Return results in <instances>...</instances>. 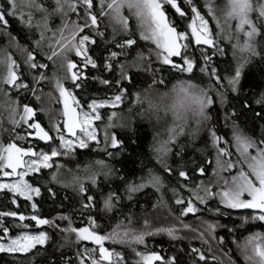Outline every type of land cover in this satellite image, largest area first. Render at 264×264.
Wrapping results in <instances>:
<instances>
[{
    "label": "snow or ice",
    "instance_id": "1",
    "mask_svg": "<svg viewBox=\"0 0 264 264\" xmlns=\"http://www.w3.org/2000/svg\"><path fill=\"white\" fill-rule=\"evenodd\" d=\"M189 4L190 17L177 0H99V12L96 10V0H55V7L51 9L41 0H6V3L0 0V25L10 28L8 17L17 19L32 36L38 49L43 48L46 32L51 31L49 23L53 15L60 14L64 18L68 13L76 14V20L69 22L72 26L71 31H69V23H62L58 29L60 39L57 40L54 35L48 43V51L44 53L45 59L50 61L55 69L52 77L47 75L49 65L43 61L38 62L36 54L32 51H27V65L39 73L38 76L33 74V84L25 83L21 79V73L17 70L18 65L11 55L5 53L0 56V65L6 69V74L0 77V83L6 89H23L35 95V85L41 81L55 80L60 97L63 98L65 118L63 129L57 126V137L53 138L39 123H29L34 114L32 107L24 105L23 113H16L20 116L21 124H27L28 128L35 130L39 140L48 143V149L38 152L34 147L25 148L18 146L15 142L0 144V173L9 181L0 182V190L6 189L11 194V203L19 208L18 198H23L27 204L33 201V194L41 196V188L38 184L29 182L26 177L31 173L33 180H38L42 177L44 169L54 166L57 169L63 167L55 164L54 158L71 156L77 149L103 153L100 158L83 167L84 176L72 173L63 180H59L57 174H51L53 182L59 183L64 189H71L79 197L80 208L77 211L81 215H88L89 226L87 227H74L70 216L59 217L61 220L68 221L67 226H59V230L65 234V243L71 242V237L74 235L77 244L76 260L70 257L65 264H127L125 256L116 251H109L104 246L105 240L131 247L138 258L135 264H155L157 261H162V264H179L176 256L162 257L155 252L140 251L136 247L145 244L146 237L152 235L167 234L172 240L178 239L176 235L178 229L174 227H159L154 231H136L131 226V217H126L127 224L123 221L118 222L106 236L93 230L97 227L91 215L93 211L109 216L116 211L117 206L122 204L125 198L132 201L136 194L148 187L161 193L162 198V190L166 186L165 178L151 169L146 176L140 177L139 182H130L125 176L119 175L110 163L119 155L118 152L110 149H122L124 141L109 130L117 127L125 131L130 130L133 122L132 108H129L128 116L122 113L117 114L115 111L108 114L107 123L104 125V147H100L101 141L95 121H103L104 114L99 110L106 107L115 109L120 106L123 96L127 93L123 81L133 83V70L136 74L144 72L151 75L152 81L148 89L153 91L156 90V85L167 87L169 83V80L163 76L157 79L158 73L168 71L189 74L185 79L177 78L170 91L160 94V104L154 102L148 89L145 90L143 98L140 93H135L136 104L141 106L147 104V108L141 107L139 115L142 117L147 112L160 122L161 111L165 113V116L169 112L172 114V123L157 133L158 140L154 151L157 163L163 166L164 172L168 176L178 174L180 177L178 186L171 188L174 203L180 206L178 209L180 217L199 211L195 202L207 205L210 199H218L219 206L214 210L210 209L217 216H231L239 210H251L248 215L239 216L242 221L241 226L247 225L250 220L264 224V137L257 141L246 135L239 125L242 118L247 119L248 113L264 121V92L254 98L255 104L260 106L259 110L253 107V101L247 97L239 108L227 106L230 93L240 95L245 69L253 62V58L259 56L264 61V49L258 51L260 41L264 40V0H223L219 4L216 0H206L207 16L215 21V29L210 28L211 21L206 19L197 6L191 4V0ZM169 7L184 20L187 24L186 29L178 27L174 17H170ZM104 20L108 21V25L105 31H101L100 25ZM132 21L135 22V27ZM109 26L112 29L111 38L107 35ZM34 32L39 33V39H35ZM137 32L140 40L146 42L148 51L147 54L144 51L136 52L133 57L132 53L140 47L135 39ZM96 37H100L106 45L104 68L109 72L119 69L118 74L121 79H103L101 83L104 85L111 86L113 83L119 85L117 94L108 101L87 102L86 107L90 111H85V102L79 101L74 92L83 90L85 85L82 81L88 79V76L80 69H86L89 65L92 68L99 67L91 56L94 49L89 47V45H97ZM12 39L18 38L13 36ZM218 41L231 44L236 64L234 70L226 77L220 76L212 61L214 55L223 54L225 51ZM152 45L154 48L151 47ZM201 46H206L213 51L209 54ZM197 50L201 52L203 61L200 72L206 74L210 81H214L215 95L212 94L213 87L203 86L202 83L194 80V68L200 64V61L194 58ZM73 53L75 57L81 59L73 60L71 58ZM121 57L124 59L121 60ZM41 69L44 71L41 72ZM61 71L65 72L63 77L59 75ZM69 76L73 91H69L63 83ZM165 98H172L173 102L165 106L163 104ZM217 102L223 107L225 125L227 126L229 122L232 124V140L226 141L228 148L218 146L221 137L215 128L211 130L213 147L217 151L216 168L212 170V175L216 179L208 183L201 180L200 183L195 184L186 166L181 164L184 161V148L181 147L174 153L179 160H174L173 164L181 166L173 167L167 162V157L173 152L174 146L180 145L181 137L194 140L202 130L208 127V122L212 120L211 110ZM65 131L71 139L65 138L63 135ZM27 135L32 136V133L28 132ZM56 140L59 144L53 147ZM232 146L235 147V153L231 151ZM233 155L236 157L235 160L232 159ZM225 156L228 157L227 161L223 159ZM208 163L211 165L212 162L209 160ZM192 173L203 177L207 175V169L198 165L192 169ZM117 175L123 181V195L119 186L108 187L100 191V199L97 200L96 194L87 185L99 188L102 182L111 181L113 176ZM186 182H192L194 186ZM47 190L50 197L55 200L57 191L51 186H48ZM185 194L188 195L187 200L184 199ZM31 208L35 213L37 204L32 202ZM4 217L20 221L17 227H31L29 224L22 223L28 217L18 211L0 210V218ZM30 219L35 221L36 226L53 223L35 214L31 215ZM144 224L147 228L148 221ZM207 227L214 232L217 224L208 223ZM228 230L233 231L232 228ZM10 231L7 224L0 219V253L27 256L34 249L38 250V246L44 248L49 240V235L44 231L35 235L20 233L14 237L10 235ZM85 241L99 247L98 257L96 248L81 249L79 247L81 242ZM249 248H251L250 254ZM187 254L193 257L194 264H201V262L207 264V257L201 250L192 247ZM241 254L245 264H264V233L257 232L248 236L241 247Z\"/></svg>",
    "mask_w": 264,
    "mask_h": 264
},
{
    "label": "trees",
    "instance_id": "2",
    "mask_svg": "<svg viewBox=\"0 0 264 264\" xmlns=\"http://www.w3.org/2000/svg\"><path fill=\"white\" fill-rule=\"evenodd\" d=\"M6 3V0H2ZM41 2L51 8L55 7V0H41ZM223 0H216V3H222ZM97 3V0H96ZM177 3L181 5L182 9L186 10L191 16V7L189 0H177ZM191 4L197 6L202 14L206 16V19L211 21L210 28L215 29V21L210 16H207L206 0H191ZM98 7V6H97ZM97 12L98 9H96ZM170 17H174L178 27L186 29L187 24L184 20L175 14L174 10L168 8ZM10 28H4L0 25V56L7 53L11 55L18 65V71L21 73V79L28 84H33V74L37 76L36 70L30 69L27 65V51H32L37 56V60L43 61L49 65L47 75L52 77L53 71L50 61H47L44 57V53L48 51V43L52 40L53 36L58 40L60 39V29L62 23H69L76 20L75 13H68L67 17L62 18L60 14H55L50 18L49 26L51 31L46 32V39L43 42V48L38 49L35 46L32 36L28 31L22 27L17 19L8 17ZM133 27L135 22L132 21ZM108 21L104 20L100 25V30L105 31ZM71 24L69 23V31L71 30ZM112 29L107 27V35L111 38ZM189 33V32H188ZM35 39H39V33L34 32ZM15 36L18 39H12ZM97 45L89 47L94 50L91 52V56L96 60L99 67L92 68L88 66L86 69L81 68L80 71L88 76L86 81H82L85 85L83 90H77L74 92L77 99L81 102H87L92 100H109L115 94H117V88L119 85L113 83L111 86L104 85L101 81L105 78L109 80L121 79L118 72L119 69L113 72H109L104 68L105 56L104 51L106 45L100 38L96 37ZM135 39L139 42L140 47H137L132 53L135 57L136 52L144 51L147 54L148 46L145 41L140 40L139 33L135 35ZM220 47L224 49V53H217L212 57L214 65L217 67L221 77H226L231 73L236 64L233 58V51L231 44L226 41H218ZM151 47L154 48V45ZM193 47H196L193 45ZM211 54L212 49H207L205 46H201ZM264 49V40L260 41L258 51ZM191 55V49L190 53ZM73 60H78L77 57H71ZM195 59L200 61L199 66L194 68L195 77L194 80L197 83H202L203 86L213 87V95H215L214 81H210L206 74L200 72V67L203 66L201 59V52L197 50L195 52ZM121 60L124 58L121 57ZM155 60V57L153 56ZM41 72L44 70L41 69ZM6 74V69L0 65V77ZM163 76L168 79L169 83L167 87L164 85H156V90L148 89V85L152 81V77L149 74L140 72L136 74L133 70V83L129 84L127 80L123 81L127 93L124 95V101L121 106L111 109L104 108L101 113L104 114V120L95 122L98 126V137L101 141L100 147H104V125L107 123V116L111 112L115 111L117 114L129 115V108H132L131 113L133 122L130 130H123L119 127L110 129V132L117 134L118 138L124 141L122 149H110L111 151L118 152L119 155L110 161L113 167L117 170L119 175H123L128 181L139 182L140 177L146 176L148 170L162 175L165 178V188L163 191V197L161 193L156 192L151 187L145 188L143 192L136 194L132 201L124 199L122 204L117 206L114 213L105 216L103 213L93 211L91 213L93 219L96 221L97 227L95 231L100 235H108L111 233L113 227L120 221L127 224L126 217H131L132 228L136 231H145L148 227L151 230H155L159 227H174L180 231L176 233L179 237L176 240H172L167 234H158L146 237L145 246L148 251L156 252L162 257L171 258L176 256L179 264H194L193 257L188 255L190 249L195 247L203 252L207 257V264H245L243 255L241 254V247L244 245L248 236L253 233H264V224L256 221L250 222L247 225H242L238 216L246 214L247 210H239L234 212L231 216H217L215 213L206 212L207 207L216 208L219 206L218 199H210L207 205L199 204L195 202L198 208L201 210L196 214H188L187 216L180 217L179 207L174 203L173 193L171 188L177 187L180 182V177L168 176L163 170V166L157 163L156 153L154 148L157 146V133L161 132L165 127L171 124L170 115L165 116V113H160L162 119L157 122L155 116H150L145 112L143 117L139 115L141 107L147 108V105L143 106L135 103V93H140L143 98L145 90L148 89L152 99L155 103L160 104V94L165 91H170L172 85L176 83L177 78L185 79L189 74H180L177 72L169 73L165 71L157 74V79ZM52 81H41L35 85V95L31 91H25L23 89H6L5 86L0 83V144H7L15 142L19 146L25 147L27 145V132L26 127H20L21 124L12 115V111L18 108H23L24 105H28L34 109L33 120L41 125V127L48 131L53 137L54 124L48 117V107L50 106V97L54 96L55 91L52 89ZM226 83V81H225ZM66 86L67 83H66ZM73 91L72 85L67 87ZM261 92H264V61L259 56L253 58V62L245 69V75L241 81V93L239 96L235 94H229V103L227 106H235L239 108L244 101L245 97L253 101V107L259 110L258 105L255 104L254 98L258 97ZM39 97V99L37 98ZM167 103V98L163 100V103ZM212 120L208 122V127L202 130L194 140H186L184 137L180 138V145L173 147V152L167 157V162L173 167H179L181 165L173 164L174 160H179V157L174 153L180 148H184V161L182 165L186 166L189 174L193 177L195 184L200 183L203 180L205 183L212 179V170L214 168L215 155H217L216 148L213 147L212 137L210 135L213 128L216 129L218 135L221 137L220 144L224 148H228L229 145L226 141L232 140V124L229 122L227 126L224 121L223 107L217 102L214 108L211 110ZM241 130L256 139L257 141L264 137V121L256 119L251 113H248L247 119L242 118L239 121ZM18 134V135H17ZM19 137V138H18ZM223 141V142H221ZM38 148H42L37 144ZM231 151L235 153V147L232 146ZM103 153L92 152L88 149H77L71 157H56L54 158L55 164L62 165L63 167L57 169L55 166L50 169H44L43 175L38 180H33V174L28 175L26 180L33 184H38L41 188V196L33 199L32 202L37 204V210L34 213L30 209L29 202L26 204L24 200L18 199L20 205L19 208L11 203V195L8 192L0 191V210L8 211L14 210L24 214L28 217L23 224L30 223L31 215H38L40 218L48 219L52 221V224L44 225L42 229L49 235V240L44 248L38 246V250L34 249L27 256L10 255L8 253H0V264H65V262L71 257L76 260L77 244L75 243V236L71 237V242L65 243V234L59 230V226H67L68 221L61 220V216L72 217L74 227H83L88 224V215H81L77 209L80 208L78 203L79 197L76 196L71 189H64L59 183L52 181V173L57 174L59 180H63L66 176H70L72 173H78L80 176H84L82 171L83 167L89 162L100 158ZM227 157V156H225ZM108 159L107 157H104ZM236 157L233 155L232 159ZM211 161L209 165L208 161ZM202 165L207 169V175L199 177L193 175L192 169ZM102 179V178H101ZM190 186H194L192 182ZM48 186H51L57 191V197L53 200L48 192ZM92 192L96 194L97 200L100 199V191L106 190L108 187H120L121 195H123V181L119 179V176H113L111 181H104L99 188H92L87 185ZM188 195H184L186 200ZM10 228V235L15 236L23 233L28 228L17 227L21 222L13 220L10 217L0 218ZM148 221V227L145 228L144 222ZM216 223L217 227L214 232H211L207 224ZM223 225V226H222ZM229 228L233 231L229 232ZM31 230V229H30ZM105 244L113 245L114 248L121 249V253L127 259V264L132 263V259L135 257L132 255V248L122 246L120 243H113L111 240H105ZM144 244H141V246ZM120 246V247H116ZM83 249V243L79 245ZM136 247H140L137 245ZM149 247V248H148ZM63 253V255H62ZM214 259V260H211ZM205 264V262H201Z\"/></svg>",
    "mask_w": 264,
    "mask_h": 264
},
{
    "label": "rangeland",
    "instance_id": "3",
    "mask_svg": "<svg viewBox=\"0 0 264 264\" xmlns=\"http://www.w3.org/2000/svg\"><path fill=\"white\" fill-rule=\"evenodd\" d=\"M97 9H98V11H99V0H97ZM216 25V24H215ZM71 31V30H70ZM189 35L191 34L190 33V30H189V33H188ZM206 47V46H205ZM72 57H75V55H74V53L72 54ZM77 59L78 60H80L81 58H78L77 57ZM90 66V65H89ZM91 67V66H90ZM59 75L61 76V77H63L64 75H65V72H63V71H61L60 73H59ZM63 83H64V85L66 86V83H67V85L68 86H70V85H72V81H71V78H70V76H69V78L68 79H66V80H64L63 81ZM52 89L50 90V91H55V93H54V96H51L50 97V106L51 107H48V117L50 118V120H51V122H53V124H54V128H53V130H54V132H53V138H55V137H57V131H56V127L57 126H59L61 129H63V124H64V115H63V98H61L60 97V94H59V90H58V88L56 87V83H55V81H52ZM68 86H66V87H68ZM69 91H72V90H70L69 89ZM112 98V97H111ZM110 98V99H111ZM99 101H108V100H99ZM123 101H124V96H123V99H122V102H121V104L123 103ZM91 102V101H90ZM173 102V100H172V98H167V103H163L165 106L166 105H170L171 103ZM121 104H120V106H121ZM147 105V104H146ZM106 108H110V107H106ZM102 109H104V108H102ZM102 109H100L99 111L101 112V110ZM112 109V108H111ZM84 110L85 111H90V109H87V107H86V105L84 106ZM17 112H19L20 114H22L23 113V108H18V109H16L15 111H12V115H13V117H15L16 119H19L18 121L20 122V116L19 115H16V113ZM160 113H164L163 111H161ZM169 115H170V122L172 123V114L169 112ZM95 122H98V121H95ZM29 123H37V122H35L34 120H33V118H32V120L29 122ZM20 127H26V132L28 133V132H31L32 133V136H28V135H26L27 136V139H28V141L29 142H27V145L25 146V148H27V147H34L38 152H39V150H47L48 149V143H46V142H44V141H41V140H39L37 137H36V133H35V130L34 129H31V128H28V125L27 124H23V125H21ZM63 135L65 136V138L66 139H71V137H69L68 136V134H67V132L65 131V132H63ZM221 142H223V141H221ZM37 144H39L40 146H42V148H38L37 147ZM58 144H59V141L58 140H56V144H54L53 145V147H56V146H58ZM6 145V144H5ZM19 146V145H18ZM72 156V155H71ZM71 156H60V157H62V158H66V157H71ZM235 156V155H234ZM225 161H227V159H228V157H224L223 158ZM216 160H217V155H215V162H214V168H216ZM233 160H235V159H233ZM29 175H31V173L29 174ZM225 175H227V173H225ZM213 176V175H212ZM215 179H216V177H212V179L210 180V181H215ZM0 182H3V183H7V182H9L8 180H7V178H4L3 177V175H2V173H0ZM208 183V182H207ZM0 191H5V192H7V190L5 189V190H0ZM10 194V193H9ZM11 195V194H10ZM36 197H38V196H35V194H33V199L34 198H36ZM18 199H22L23 200V198H18ZM188 198H186V200H187ZM218 202H219V200H217ZM31 203H32V201H30L29 202V205H30V209H31V211H33V209L31 208ZM210 209H215V208H212V207H207L205 210H206V212H209V213H215L214 211H210ZM201 209L199 208V211H200ZM199 211H197L196 213H198ZM248 212L246 213V214H244V215H248L250 212H251V210H247ZM195 213V214H196ZM189 214H193V213H189ZM239 217V216H238ZM241 220V219H240ZM250 222H252L251 220L249 221V223ZM259 222V221H258ZM241 223H242V221H241ZM253 223V222H252ZM29 225H31V227H28V229L29 230H27V231H25V232H23V233H27V234H33V235H35V234H38L39 232H41V231H44L45 232V230L44 229H42L43 227H44V225H41V226H36V224H35V221H33V220H30V223H29ZM87 226H89L88 224H86V226H83V227H87ZM31 229V230H30ZM94 231H95V228L93 229ZM148 230H151L149 227L147 228V229H145V231H148ZM177 232H179L180 233V231L178 230ZM83 243V248L84 247H87V248H89V249H91V248H96V255H97V257L99 256V247L97 246V245H94V244H92L91 242H87V241H85V242H82ZM245 244V243H244ZM104 246L109 250V251H116V252H119V253H121V249H119V248H114V246L113 245H107V244H105L104 243ZM123 247L124 246H126V247H129V246H127V245H122ZM116 247H120V246H116ZM140 251H146V252H151V251H148L147 250V248H146V246H145V244L144 245H140V247H137ZM149 248V247H148ZM156 253V252H155ZM251 253V248H249V254ZM122 254V253H121ZM132 255L135 257V260L134 259H132V263H134L135 264V261L138 259L136 256H135V253L134 252H132ZM211 260H214V259H211ZM155 264H162V261H157V262H155Z\"/></svg>",
    "mask_w": 264,
    "mask_h": 264
}]
</instances>
